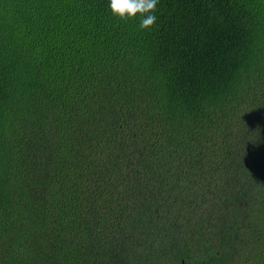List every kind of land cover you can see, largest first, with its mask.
Wrapping results in <instances>:
<instances>
[{
	"label": "trees",
	"instance_id": "16d2710c",
	"mask_svg": "<svg viewBox=\"0 0 264 264\" xmlns=\"http://www.w3.org/2000/svg\"><path fill=\"white\" fill-rule=\"evenodd\" d=\"M0 0V264H264V0Z\"/></svg>",
	"mask_w": 264,
	"mask_h": 264
},
{
	"label": "clouds",
	"instance_id": "9594fccd",
	"mask_svg": "<svg viewBox=\"0 0 264 264\" xmlns=\"http://www.w3.org/2000/svg\"><path fill=\"white\" fill-rule=\"evenodd\" d=\"M111 14L120 21L141 18L140 29H149L156 22L158 0H108Z\"/></svg>",
	"mask_w": 264,
	"mask_h": 264
}]
</instances>
